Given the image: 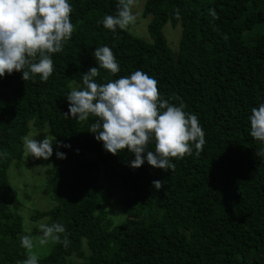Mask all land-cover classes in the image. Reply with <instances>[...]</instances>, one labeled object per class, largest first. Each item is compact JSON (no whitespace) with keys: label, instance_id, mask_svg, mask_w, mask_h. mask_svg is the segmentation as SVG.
<instances>
[{"label":"trees","instance_id":"obj_1","mask_svg":"<svg viewBox=\"0 0 264 264\" xmlns=\"http://www.w3.org/2000/svg\"><path fill=\"white\" fill-rule=\"evenodd\" d=\"M69 3L75 30L63 51L52 54L49 80L24 82L20 72L0 77V264L28 257L6 170L22 158L29 122L55 137L45 171L54 205L32 219L62 224L61 240L70 241L52 243L38 264H264V156L256 155L264 142L250 135L249 119L264 103V0H144L149 41L103 26L118 0ZM168 23L180 28L176 54L162 33ZM105 45L120 71L100 69L96 82L136 70L153 77L163 99L183 102L198 117L206 141L199 155L193 145L191 156L173 159L174 170L153 168L146 158L134 169V154L112 155L89 132L95 117L65 118L66 95L83 87L82 75L98 67L95 48ZM155 180L163 181L161 189ZM110 203L122 218L108 215L103 206ZM33 234L42 232L25 235Z\"/></svg>","mask_w":264,"mask_h":264},{"label":"clouds","instance_id":"obj_2","mask_svg":"<svg viewBox=\"0 0 264 264\" xmlns=\"http://www.w3.org/2000/svg\"><path fill=\"white\" fill-rule=\"evenodd\" d=\"M135 3L136 0H118L116 15H106L103 26L113 33L117 29L128 30L136 22ZM72 12L69 0H0V77L20 72L24 82H35L37 76L47 82L54 72L52 54L63 51L74 33ZM209 12L218 19L214 9ZM93 56L98 67H91L82 75V88L73 87L66 95L69 108L68 113L63 114L65 118L70 116L78 122H87L90 116L95 117L89 132L97 141H102L103 148L112 155L125 149L134 154L135 159L130 162L134 169L141 167L146 158L153 168L166 172L174 170L173 159L191 156L193 145L196 155L200 154L206 142L205 132L198 117L184 110L183 102L176 106L163 99L158 81L141 70L97 83L100 69L115 75L120 65L107 45L95 48ZM249 119L250 135L264 142V103L251 109ZM34 137L21 138L27 155L48 160L53 155L55 137L46 135L42 141ZM153 143L154 150H150L149 145ZM56 155L65 158L64 153ZM256 155L264 156V149ZM152 183L157 190L164 185L162 180ZM39 228L42 232L38 237L40 246L62 243L67 247L70 243L67 235L61 240L66 229L60 223L41 224ZM21 245L29 254L20 264H38L33 238L22 236Z\"/></svg>","mask_w":264,"mask_h":264},{"label":"rangeland","instance_id":"obj_3","mask_svg":"<svg viewBox=\"0 0 264 264\" xmlns=\"http://www.w3.org/2000/svg\"><path fill=\"white\" fill-rule=\"evenodd\" d=\"M143 3L144 0H136L135 6L133 7V13L136 15V22L134 25L129 26L126 31L133 37L143 41H149L147 24L150 20V16H143ZM162 33L168 48L173 54H176L177 44L180 37L179 26L175 25L174 27H171L169 23L165 24L162 27ZM72 85L74 84L71 83L70 86ZM26 135L35 136L34 139L37 141H42L46 135L51 137L46 127L38 131L31 126L30 122L28 124V131ZM22 149L23 155L18 166L11 163L6 170V176L9 181V185L17 193L19 205L15 214L21 221V235H25L32 231L40 230L39 226L41 224H45L46 218L33 220L32 216L34 213L48 210L54 205V202L51 199L53 190L46 189L45 184L47 179L45 171L48 168L46 160L43 158L36 159L32 156H28L24 149V145L22 146ZM82 156L89 157L91 155L84 152ZM103 208L113 220L122 218L119 206H113L112 203H110L107 206H103ZM30 236L34 240L35 247L33 251L38 256V259L47 255L52 243H49L47 246H40L38 244V237H40V235L33 234ZM25 252L26 254H29L26 249Z\"/></svg>","mask_w":264,"mask_h":264}]
</instances>
